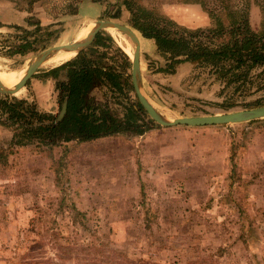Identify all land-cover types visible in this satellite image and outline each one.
Here are the masks:
<instances>
[{"label":"rangeland","instance_id":"obj_1","mask_svg":"<svg viewBox=\"0 0 264 264\" xmlns=\"http://www.w3.org/2000/svg\"><path fill=\"white\" fill-rule=\"evenodd\" d=\"M3 1L19 11L36 6L52 17L41 22L36 14L23 13L18 27L0 25V73L21 69L42 50L75 40L90 22L110 18L132 27L125 0H89L96 12L82 6L86 0ZM130 1L154 9L176 29L204 30L199 37L213 45L220 38L208 29L217 22L228 29L236 19H246L250 29L264 33V0H196L203 11L197 19H189L188 9L169 8L185 0ZM136 33L143 92L167 118L249 109L258 107L256 102L264 106V76L235 90L209 67L181 63L173 73L159 71L169 61L152 40ZM126 37L129 52L112 38L131 60L134 45ZM95 49L106 53L108 63L116 56L107 42ZM61 64L39 65L23 91L0 93V99H24L57 116L55 83L66 81V69L48 82L45 78ZM93 95L119 116L127 103L138 101L133 87L126 96L105 87ZM228 103L233 106H222ZM140 115L147 126L157 125L143 108ZM7 117L0 108V264H264V118L223 124L226 148L206 158L193 149L183 155L195 162L185 170L174 163L144 164L141 139L131 131L52 147L35 139L14 145L15 127L26 122L11 125Z\"/></svg>","mask_w":264,"mask_h":264},{"label":"trees","instance_id":"obj_2","mask_svg":"<svg viewBox=\"0 0 264 264\" xmlns=\"http://www.w3.org/2000/svg\"><path fill=\"white\" fill-rule=\"evenodd\" d=\"M191 1L194 0H185L186 3ZM124 5L129 11L131 26L144 39L153 40L156 51L169 61L159 71L173 73L181 63L209 67L225 87L233 85L235 90L241 86L248 89L257 77L264 76V33L258 34L250 29L246 19H236L228 29L222 22L209 28L208 33L220 38L213 45L199 37L204 32L202 29H176L172 20L157 14L154 9L140 5L133 7L130 0H125ZM105 42L114 48L116 56L111 58V63L104 61L106 53L95 49ZM130 68L128 54L110 34L99 33L97 39L73 59L47 72V75L57 78V72L66 69V81L55 83L60 107L67 100L66 111L60 120L57 121V116L51 113L37 111L24 99H14L12 103L8 99H0V108L12 120L11 125L21 119L26 122L25 126L22 123L15 127L11 144L25 145L35 139L39 144L52 147L70 141L88 142L117 132L142 134L149 126L142 120V107L138 101L127 103L125 113L119 116L109 104L96 101L93 95L95 89L105 87L126 96L132 90ZM254 69L260 71L251 74ZM261 105L256 102V106ZM222 106L228 108L233 105Z\"/></svg>","mask_w":264,"mask_h":264},{"label":"crops","instance_id":"obj_3","mask_svg":"<svg viewBox=\"0 0 264 264\" xmlns=\"http://www.w3.org/2000/svg\"><path fill=\"white\" fill-rule=\"evenodd\" d=\"M13 4L14 3L10 1L6 2L0 0V13L2 11H3L2 13H4V14H0V25L10 24L18 27L19 24L23 22V18L21 17L27 15L32 16L33 14H36L38 18L37 20L41 22L43 20H49V18L52 17V15L50 13H47V11L46 14L45 13L40 14V11H38L39 8H37L36 6H31L29 7V9L27 8V10L19 11L11 7V5ZM79 5H82V1L81 4ZM172 5L173 6L169 8L171 10H176L177 13L179 12L178 10L179 7L191 11L192 15L188 16L189 19L200 18L203 14L201 5L196 0L188 3H180V4L174 3ZM82 6H86V7L93 6L94 12H96V8H95L96 6L94 1L92 2L86 0L85 2H83ZM23 13L24 15L21 16V14ZM174 18L177 20L181 19L179 15H174ZM50 77L52 76L45 78L47 82L49 81L48 78ZM33 79L34 78H32V81ZM54 94L55 93L53 92V96ZM37 104L41 106V103L39 101H37ZM221 126L222 125H204V126L150 125L149 128L142 134L139 135L136 134V136H139L138 137L139 140L141 139L140 152L141 155L143 154L144 156V164H149L153 162V163H157L159 166L163 165L164 167H166L167 165H171L174 163V165L181 166L183 169L188 170V168L190 169V167H192L195 164L194 156L193 157L190 156L189 159L185 160L183 158V155L187 156V153L189 152L194 153L193 149L199 150V155H202V158H206L208 154L210 155L212 153H216L217 151L219 152V150L226 148V141H225L226 136L224 132L225 127H221ZM213 162L214 161L211 160L212 164H214ZM181 167L180 169L182 172ZM154 168L155 170H157L156 166Z\"/></svg>","mask_w":264,"mask_h":264},{"label":"water","instance_id":"obj_4","mask_svg":"<svg viewBox=\"0 0 264 264\" xmlns=\"http://www.w3.org/2000/svg\"><path fill=\"white\" fill-rule=\"evenodd\" d=\"M95 27L88 33L77 37L75 40L68 43L56 44L48 47L41 52L37 53L32 57L31 61L27 64L26 72L22 81V84L16 89H7L0 84V93L6 95H17L23 91L27 85L32 81L33 75L36 69L43 61L54 51H58L63 48H69L75 52L89 46L97 37V35L106 29L118 30L130 38L134 45V51L131 56V83L135 95L138 99L139 104L148 114V116L160 126H174V125H185V126H204V125H223L231 123L247 122L250 120L264 118V106H258L249 109L237 110L226 113H218L211 115H196V116H183L177 118H167L162 113H160L153 105L150 100L145 96L142 83H141V71H140V39L136 31L117 20L110 18H104L96 20ZM67 106V100L65 99L62 104L59 113L57 114L56 120H60Z\"/></svg>","mask_w":264,"mask_h":264},{"label":"bare ground","instance_id":"obj_5","mask_svg":"<svg viewBox=\"0 0 264 264\" xmlns=\"http://www.w3.org/2000/svg\"><path fill=\"white\" fill-rule=\"evenodd\" d=\"M95 23L90 22L85 27H83L78 33L77 37L82 36L92 29H94ZM109 33L112 37L122 46L125 47V51L129 52V40L127 37L118 30L111 29ZM75 51L69 48H63L58 51L51 53L42 64H61L74 55ZM27 65L23 66L21 69L5 71L0 73V84L7 89H16L18 88L23 81Z\"/></svg>","mask_w":264,"mask_h":264}]
</instances>
